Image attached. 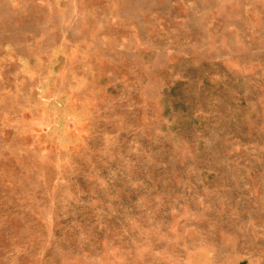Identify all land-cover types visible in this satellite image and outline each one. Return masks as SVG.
Returning <instances> with one entry per match:
<instances>
[{
	"label": "rangeland",
	"instance_id": "rangeland-1",
	"mask_svg": "<svg viewBox=\"0 0 264 264\" xmlns=\"http://www.w3.org/2000/svg\"><path fill=\"white\" fill-rule=\"evenodd\" d=\"M0 264H264V0H0Z\"/></svg>",
	"mask_w": 264,
	"mask_h": 264
}]
</instances>
